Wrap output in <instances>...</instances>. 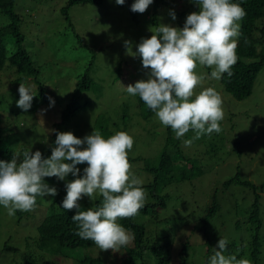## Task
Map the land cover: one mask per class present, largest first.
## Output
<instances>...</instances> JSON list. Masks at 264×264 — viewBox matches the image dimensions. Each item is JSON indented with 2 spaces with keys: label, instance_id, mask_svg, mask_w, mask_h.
Segmentation results:
<instances>
[{
  "label": "rangeland",
  "instance_id": "374dc122",
  "mask_svg": "<svg viewBox=\"0 0 264 264\" xmlns=\"http://www.w3.org/2000/svg\"><path fill=\"white\" fill-rule=\"evenodd\" d=\"M66 2L16 0V10L24 13V46L39 70L38 80L47 89V100L37 104V92L34 89L31 108L27 112L18 108L19 84L29 87L30 81L16 84L18 75L15 69L6 65L0 71V115L2 128L10 134L3 142L15 143V151L38 150L42 155L50 157L55 147L50 145L55 117L72 98L71 93L76 89L78 81L88 73L94 83V90H81L75 95L77 103L80 106L88 105V109L62 126L59 133L71 132L75 137L83 139L92 131H98V117L110 116V131L120 126L115 133L124 131L133 137V148L128 155L141 156L153 162L161 150L164 126L154 117L152 120L156 128L150 127V131L142 136L141 127L148 128V125L140 117L136 97L128 95L123 88L148 79L149 70L143 68L136 53L140 42L150 38L154 32L155 27L151 24L152 5L143 14H139L136 20H132L127 7L119 6L113 0H106L103 6L77 5L65 17L62 10ZM190 4L191 0H163L155 15L157 25L183 28L186 17L194 12ZM170 13L175 15V20ZM210 72L211 69L197 68L198 74L210 75ZM119 74L122 75L120 80ZM206 87L215 88L222 96L224 119L220 122V133L202 135L193 140L190 146H185L184 141L192 139L194 132L189 131L180 140L183 154L200 159L199 166L204 172V176L192 183L194 194L198 193V189L200 192L207 190L205 194L213 188L220 190V200L231 208L229 213L224 212V216L221 213L219 221L214 219V223L219 224L220 233L230 231L229 228L236 222L230 216L232 213L234 215L235 207H240V219L237 222L239 229L234 231V241L227 246L229 250L231 244L232 251L225 253L235 254L238 259L245 258L253 232V226L242 224L246 219L244 212L253 202L255 194H259V236L262 242L260 262L264 264V66L256 77L252 94L243 101L233 100L222 90L220 81L214 79H206L197 93ZM53 100L57 101L59 108L53 107L56 103ZM211 147H215L214 152L210 150ZM77 167L80 169L78 177L69 174L64 181L52 177L45 178V182L56 190L59 189L58 184L65 187L66 183L82 177L87 165ZM236 175L251 183L256 190L243 185L230 188L224 186ZM54 197H38L34 211H17L14 216H9L7 210L0 206V264H78V257L74 254L69 259L60 254L33 250L37 240L36 228L45 218L47 203ZM199 214L202 215V212L192 215L193 219L191 217L185 228L178 230L174 237L176 240L186 236L191 238L194 254L198 257L192 264H209L218 239L209 236V233H206L204 240L197 236L193 228L200 226L196 220L201 218ZM6 242L12 249L3 250ZM29 251L31 254L27 253Z\"/></svg>",
  "mask_w": 264,
  "mask_h": 264
},
{
  "label": "clouds",
  "instance_id": "9594fccd",
  "mask_svg": "<svg viewBox=\"0 0 264 264\" xmlns=\"http://www.w3.org/2000/svg\"><path fill=\"white\" fill-rule=\"evenodd\" d=\"M115 3L122 6L125 0ZM152 3L153 0H134L131 11L143 14ZM195 4L198 11L186 17L183 28L158 25L150 38L140 42L136 54L143 68L149 70L148 79L122 86L128 95L138 96L177 139L194 132L192 139L184 141L185 146L202 135L222 131V96L213 87L199 93L197 89L206 79L219 81L225 74L233 75L232 68L238 62L240 21L246 16L241 4L232 0H195ZM198 67L211 69L210 75L198 74ZM34 87L19 84L16 106L24 112L31 108ZM133 144V137L124 131L108 138L92 131L83 139L71 132H57L48 158L38 150H24L9 161L0 160V206L9 216L17 211H34L38 197L57 195L56 188L50 187L45 178L64 181L69 174L78 177L77 165L86 164L82 177L66 183L61 207L76 210L71 219L78 237L91 240L102 252H118L135 239L118 221L139 215L146 200L143 180L134 175L128 159ZM97 196L101 198L98 207L80 210L81 199L91 201ZM228 243L224 238L218 240L209 264H251L248 258L226 255Z\"/></svg>",
  "mask_w": 264,
  "mask_h": 264
},
{
  "label": "trees",
  "instance_id": "16d2710c",
  "mask_svg": "<svg viewBox=\"0 0 264 264\" xmlns=\"http://www.w3.org/2000/svg\"><path fill=\"white\" fill-rule=\"evenodd\" d=\"M105 1L67 0L62 13L65 17H68L69 10L77 5L103 6ZM133 2L134 0H125L122 6H126L132 20H136L140 13L131 11ZM232 2L241 4L246 16L240 21L241 35L238 37L236 50L238 62L232 68L233 75L228 77L225 74L219 81L222 90L233 100L240 102L250 97L256 77L264 66V0H232ZM162 3L163 0H153L151 4L152 27L158 26L155 15ZM190 7L194 12L198 11L195 0H191ZM23 14L16 10V0H0V71L8 65L15 69L18 75L16 84L29 80V87L35 85L32 88L37 92L35 100L37 104H41L47 100V89L39 82V70L24 46ZM245 40L248 43H245ZM91 66L92 62L91 65L89 64V68ZM121 77L122 75L119 74L118 80ZM93 84V81L88 77V73H85L82 79L78 81L76 89L71 93L72 98L65 108L58 111V116L55 117L56 121L52 126L54 131L52 132L51 146L55 145L56 133L60 132L61 127L88 109V105L80 106L77 103L75 95L81 90H94ZM136 106L140 110V117L148 125V128L141 127L142 136H145L150 131V127L155 126L156 128L157 126L152 120L155 114L145 106L138 96L136 97ZM53 107L59 108L57 101ZM109 118L112 117L103 115L96 119L97 130L104 133L107 136L106 138L114 135L120 127L115 126L110 131L112 120ZM101 121L104 123H101ZM1 124L0 115V160L9 161L14 154H22L24 150L15 151L17 147L15 143L3 142L10 133L6 132ZM122 126L124 127V123ZM164 129L161 150L157 158L152 160L153 162H148L141 156L131 157V155H128L132 172L143 180L142 187L146 192L145 205L140 210L139 215L118 221L125 229L134 234L135 239L132 244L122 247L115 253L111 251L102 252L91 240L78 237L75 234L77 231L76 224L71 219L76 214V210L65 211L62 209L61 204L66 196V188L58 184L57 195L51 202L47 203L45 218L39 222L36 228L37 240L33 250L46 251L53 255L60 254V256L69 259L74 254L78 257V264H192V261L198 257L194 254L191 238L186 236L182 240H176L174 236L182 227L185 228L191 217L193 219L192 215L199 212H202V215L199 214L201 218L196 220L200 223V226L193 228L197 236L199 235L204 240L207 237L206 233H209V236H215V239L218 240L224 238L228 242L234 241V231L239 229L237 222L238 214L241 212L240 207H235L234 215L232 213V216H230L236 221L229 228L230 231L225 230L220 233L219 224L214 223V219L219 221L220 215L223 214L224 216L225 211L229 213L231 208L220 200L218 194L220 190L215 188L206 194L207 190L200 192L198 189V193L194 194L192 183L204 176V172L199 166L200 159L186 157L180 147L182 138L177 139L175 133L169 127L164 126ZM156 135H159V133ZM210 150L214 152L215 147H211ZM42 156L48 158L47 155L43 154ZM242 185L256 190L251 183L240 179L237 175L224 184L227 188ZM259 198V194H255L253 202L244 212L246 219L242 222V224L253 226L251 229L253 232L248 242V250L244 255L245 258L250 259L251 264H262L260 262L262 242L259 236V228L261 227ZM100 200L99 196L91 201L85 197L79 202L80 210L96 208ZM180 212L182 215H180ZM240 248L242 247L240 246ZM9 249L12 248H9L6 242L3 250ZM228 251H232L231 244H229ZM240 252L243 251L240 250ZM27 253L31 254V251ZM201 258H203V255ZM205 264H208V262H205Z\"/></svg>",
  "mask_w": 264,
  "mask_h": 264
}]
</instances>
